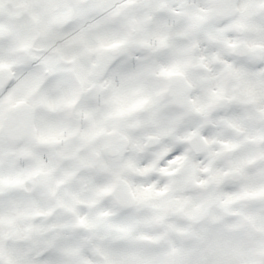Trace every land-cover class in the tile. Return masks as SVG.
I'll use <instances>...</instances> for the list:
<instances>
[{
    "label": "clouds",
    "instance_id": "obj_1",
    "mask_svg": "<svg viewBox=\"0 0 264 264\" xmlns=\"http://www.w3.org/2000/svg\"><path fill=\"white\" fill-rule=\"evenodd\" d=\"M249 94L261 102L211 107ZM262 107L258 0H0V253L121 264L176 248L191 264H264V199L225 203L264 188ZM205 137L240 147L215 155ZM178 147L174 174L137 171ZM152 184L170 190L145 196Z\"/></svg>",
    "mask_w": 264,
    "mask_h": 264
},
{
    "label": "snow or ice",
    "instance_id": "obj_2",
    "mask_svg": "<svg viewBox=\"0 0 264 264\" xmlns=\"http://www.w3.org/2000/svg\"><path fill=\"white\" fill-rule=\"evenodd\" d=\"M20 4L22 6H27L29 3L32 2V0H19ZM128 3H134L136 0H127ZM259 6L264 8V0H258ZM247 5H245L246 7ZM236 27V26H233ZM228 68L230 70H234L232 65H228ZM238 71V70H237ZM237 102L239 103H257L259 104L261 101L259 98L252 96L249 94L247 99L238 97V96H228L223 95L219 97L217 101L211 105V107H215L217 104H228V105H234ZM146 101H139L136 104L132 105L131 111H139L143 108ZM259 111L261 113H264V107L260 108ZM259 139L264 140V137H260ZM205 144H219L221 146L220 150L215 153V155H219L221 153H227V152H234L238 150L240 147L238 144L231 143L226 140H209L207 137L204 139ZM182 152V148L178 147L175 151L167 154L165 159L160 160L158 158L157 161H154L153 163L149 164L147 167H144L142 169H137V171H141L144 173H150L153 171H158L161 174L165 175H172L174 174V170L170 167V165H175L177 161H184L187 159L186 155H180ZM264 155V154H262ZM157 163H159V167H157ZM255 163V160H247L244 161L240 167L239 171H242L245 167H248ZM202 171L205 174L213 173V163L211 161L207 162L205 166L202 167ZM229 173L225 172L221 174L220 172H216L214 175L211 176V179L216 180L217 182L224 181ZM200 183H204V181H200ZM170 185H164V186H157L155 184L145 186L142 189L143 194L145 196H161L165 195L169 192ZM242 199H264V188H260L258 191H246L242 190L239 192H229L225 203H234L238 202ZM177 211H180L182 209H176ZM231 215H241L239 211L230 212ZM245 219H248V217H244ZM191 219L194 222H199L201 219L200 216L193 215L191 216ZM5 218L0 215V224L4 223ZM8 223H12V216L9 215L7 218ZM79 226L82 228L85 227H91L89 225L85 224L84 220H80ZM2 235V233H0ZM261 254H264V247L260 249ZM0 264H10V258H6L3 253H0ZM121 264H191V260L188 256L185 254H182L179 252L178 249L172 248V250L169 253H166L163 256H151V255H133L128 256L122 259ZM220 264H251L250 261L243 258L242 256H238L235 258H228L225 260H222Z\"/></svg>",
    "mask_w": 264,
    "mask_h": 264
}]
</instances>
